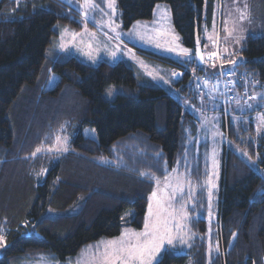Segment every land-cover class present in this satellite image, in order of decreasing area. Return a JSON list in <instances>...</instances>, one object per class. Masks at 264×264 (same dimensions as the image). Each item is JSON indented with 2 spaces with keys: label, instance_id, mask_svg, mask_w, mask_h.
Returning a JSON list of instances; mask_svg holds the SVG:
<instances>
[{
  "label": "trees",
  "instance_id": "obj_1",
  "mask_svg": "<svg viewBox=\"0 0 264 264\" xmlns=\"http://www.w3.org/2000/svg\"><path fill=\"white\" fill-rule=\"evenodd\" d=\"M161 2L170 5L182 44L196 55L197 40L203 47L205 0H117L124 27L153 18ZM64 26L80 31L85 21L61 0H0V224L7 240L0 264H16L38 252L66 259L91 241L119 235L126 220L142 229L155 187L148 176L164 178L179 162L191 169V179L201 175L195 162L187 167L193 150L186 147L184 132L193 115L182 103L144 75L140 78L127 61L93 65L58 49L50 56ZM133 48L171 67H185ZM239 57L236 68L264 84V34L248 36ZM194 66L208 71L198 59ZM51 73L58 81L43 93L41 84ZM185 75L177 86L185 85ZM113 85L120 92L110 99L107 90ZM65 98L73 101L60 107ZM63 108L72 110L66 114L70 148L28 162L27 152L15 144L17 136L27 140L31 124L37 129L47 116L64 114ZM87 128L95 135H86ZM224 129L233 146L223 156L214 232L219 249L208 257L207 219L195 217L188 253L167 249L159 264H188L192 257L194 264H264V176L239 152L258 157L264 171V132L258 135L253 125L241 131L233 120L224 122ZM198 197L196 206L202 208L204 200Z\"/></svg>",
  "mask_w": 264,
  "mask_h": 264
},
{
  "label": "rangeland",
  "instance_id": "obj_2",
  "mask_svg": "<svg viewBox=\"0 0 264 264\" xmlns=\"http://www.w3.org/2000/svg\"><path fill=\"white\" fill-rule=\"evenodd\" d=\"M61 1L83 14L84 0ZM262 1L263 0H205L203 8V21L200 30V40L204 45V52L207 54L206 56H209L210 54L212 55V53L220 52V58L214 64L208 60L206 62L205 60L204 64L206 66L204 67L205 69H208L211 66H218V63L222 60L228 64V67H233V69H228L234 70L237 73L234 79L236 97L233 102L224 104V97L219 91L217 95L216 92L210 91V86H206L204 93H202L200 92L199 85L197 89L195 86L196 84H192L190 85L187 96L184 97L186 99H182V101H180L184 110L193 115L192 121L189 122L188 127L184 132L185 135L188 136L186 147H192L193 150V159H191V151L186 149V152L190 154V156L187 155L188 158H186L187 161L190 160V163H187V167L190 166V168H192L193 162H195L198 167V173L201 175L198 179H191V169L187 171L188 168H186V166L183 167V164L180 162L178 163L179 165L174 168L177 170V174H183L191 181V197L185 194L183 201H181L180 197L177 196V198L172 202L176 208L180 207L181 202H185L187 204L188 219L186 221V231L191 238L187 240L186 244H181L177 240L174 242V247L166 246V248L159 254L157 258L158 261L167 249L174 250L176 254L188 253V250L191 249L195 238L193 229L190 226L191 220L195 217L207 219L208 236L206 248L209 255L208 257L211 255L213 256L215 252L218 251V241L217 239H214V232L216 230V221L218 220V199L222 182L223 156L226 150H228L230 146H233L228 136V130L224 129V122L228 124V122L233 120L237 127H241V131L242 129H248L251 125H253L258 135L264 132V120L260 119L261 115H264V99H261V97H264V84L254 78V76L248 74L247 72L242 73L236 68V62H238L240 58L239 52L242 49L247 37L260 36L264 34V4ZM92 2L107 12V16H102L99 11L89 10L87 21L98 26V28L101 31H105L107 35H105V33L100 34L95 31V38L93 39L89 35L92 31L87 30V34H82L73 39L71 33L81 32H77L70 29L68 26H64L65 29H61V33L56 41L55 47L53 50H50V48L48 54L53 56L51 51H56L57 49L67 54L75 52V54L80 58L84 57L86 61L95 63L93 65H96L105 59L115 62L120 59L128 58V61L130 60L140 78H144V75L151 81L161 84L172 92V88H170L171 75H174L173 70H171L172 67L164 64L158 59L137 53L134 49L129 50L127 47L135 46L148 52L168 57L171 56L170 58H175L174 60L178 62L187 61L188 63L191 59L184 57L185 55L180 52V49L188 48L182 44L181 38L176 31L170 5L165 2L158 3L154 9L153 18L149 20H138L130 28H125L122 19L120 18L117 0H115V15H113L112 11L106 7L104 0H92ZM245 3L247 4V9L244 8ZM158 5L161 9H167L168 13L167 17L162 21V34H157L156 31V29L161 28V24L156 23L158 17L160 16V12L157 8ZM237 8L241 11H247L248 19L240 22L238 20L240 13L237 12ZM109 18L115 22V25H118L115 32L111 31L106 26V22ZM144 25H147V27H144ZM61 27L62 26H60L59 29ZM65 30H67V32H65ZM117 33H119V39H116ZM229 33H231V35H229ZM62 34L63 41L61 40ZM237 39H239V42H237ZM62 42L65 44L64 49L60 48V44ZM71 42L72 44H70ZM89 42L92 44L91 50L87 47ZM114 46L117 47V50L114 49ZM68 47L69 51L67 52ZM171 49H175V51H172ZM225 49H227V51H225ZM89 51H91V56L94 57V59H91L89 55L86 54ZM222 52L225 54L224 59L221 56L223 54ZM113 53H115V56H113ZM193 57L197 60V57L194 54ZM231 61H235V63H231ZM221 65H223V63ZM190 76H192V73H190ZM237 79H239L238 83L236 82ZM198 80L200 79L198 78ZM57 81L58 75L51 73L48 80L44 84H41L43 88H41L40 91L43 93L48 92V90L52 89L56 85ZM186 82H184V84H186ZM241 83L243 85H241ZM181 86L182 84L177 87L181 88ZM118 88L119 87L116 85L111 86L107 90V97L110 99L114 98L120 92L118 91ZM244 90H247V92L244 93ZM66 91L67 90H64L62 95L66 93ZM180 92L181 91L176 93L173 91V94L180 96ZM246 94H249L252 97L256 96L257 99H252V101L247 103V100L245 99ZM62 101L65 102H60V107H63V104L69 105L68 101L72 102L73 99L70 100L69 98H65ZM237 101H239V103H237ZM248 105H251V107H248ZM61 111L64 112V114L52 113L53 115L47 116L45 122H42V126L38 125L39 128H41L39 130L38 126L36 129L35 124H31L32 127L29 128L31 132L29 133L27 140H21L19 135L17 136L15 144L20 146L22 151L27 152V158L29 159L28 162L33 161V164H36L35 162L39 161L38 159L42 156L61 153L56 150L50 152L45 150L41 153H37L35 156L32 155L38 147L43 146L45 149L53 148L55 143L54 138L56 135H60L62 139L66 137L67 148H70L72 138L70 136V131H68L70 121L68 117H66V114L72 110L69 108L68 110L63 108ZM68 121L69 124L67 125ZM226 127L229 129L230 124L226 125ZM85 132L86 135H89V133L95 135V130L93 128H87ZM246 134H248V132ZM56 147H59V145ZM239 152L246 159L252 160L253 167L260 171L264 176V171L258 165V157L253 159L246 154V152L242 150ZM213 161H215V164ZM1 164L0 157V166ZM1 170L2 168L0 167V183ZM41 172L43 176L46 173L45 170ZM170 173H172V171ZM160 180L161 186H163L164 178H161ZM209 180L216 185V187L212 188L211 191V206H209L208 200L209 185L206 184ZM188 189L189 186L185 185V193L188 192ZM154 190H156V184ZM169 192L171 193V189H169ZM200 194L201 198L204 200L202 202V208L196 206L197 201L199 200L198 196ZM125 227L135 229L137 231H141L143 229H136L132 227L127 220L123 224L122 231ZM0 233H2L1 224ZM121 233L115 237H102L91 241L85 244L77 254H74L66 259H59L53 253L38 252L27 254L16 264H77L78 259L82 260L84 264H87V260L90 256L89 250L94 251L93 246H95L98 242L119 237ZM4 240L6 247L7 240L5 235ZM210 243L211 251L209 249ZM3 248H0V253ZM191 259V262L188 264H194L193 257Z\"/></svg>",
  "mask_w": 264,
  "mask_h": 264
},
{
  "label": "snow or ice",
  "instance_id": "obj_3",
  "mask_svg": "<svg viewBox=\"0 0 264 264\" xmlns=\"http://www.w3.org/2000/svg\"><path fill=\"white\" fill-rule=\"evenodd\" d=\"M104 2L106 7L115 15V0H104ZM157 8L160 12V16L156 23L161 24V28L156 29V31L157 34H162V21L167 17L168 13L167 9H161L159 5ZM244 8L247 9L246 3ZM89 10L99 11L102 16H107V12L99 8L92 0H84L83 14L85 20H87ZM237 12L240 13L238 17L240 22L248 19L247 11H241L237 8ZM106 26L113 32H115L116 27H118L111 18L106 22ZM144 27H147V25H144ZM65 32H67V30H65ZM85 34H87V29H85ZM80 35L79 33H71L73 39ZM89 35L93 39L95 38V33ZM105 35H107V33H105ZM229 35H231V33H229ZM116 39H119V33L116 34ZM61 40L63 41V34ZM237 42H239V39H237ZM87 47L89 50L92 49L91 42L87 44ZM60 48H65L63 42L60 44ZM171 50L175 51V49ZM225 51H227V49H225ZM180 52L183 55H189L188 49H180ZM86 54L89 55L91 59H94V57L91 56V51ZM113 56H115V53H113ZM201 59H203L202 56ZM231 63H235V61H231ZM174 75L179 74L174 73ZM250 99L255 100L257 97L253 96L250 97ZM261 99H264V97H261ZM237 103H239V101H237ZM248 107H251V105H248ZM260 119L264 120V115H261ZM54 139L55 143L53 148L45 149L43 146L38 147L32 155L35 156L37 153H41L45 150L49 152L53 150L60 152L68 151L66 137L62 139L60 135H56ZM57 145H59V147H56ZM213 163L215 164V161H213ZM141 175L147 174L141 173ZM148 178L155 181L156 190L151 193V197L149 198L150 202L148 204L147 216L144 219L143 229L137 231L125 227L119 237L98 242L93 246L94 251L89 250L90 256L87 260V264H159L157 258L166 246L174 247V242L177 240L181 244H186L187 240L191 238L186 231V221L188 219L187 204L181 202L180 207L176 208L172 203L177 196L180 197L181 201H183L185 194L191 197V181L188 180L185 175L177 174L176 169H173L172 173L164 177L163 186H161V180L158 177L148 176ZM206 184L209 185L208 200L209 206H211V191L216 185L213 184L211 180L207 181ZM185 185L189 186L187 193H185ZM169 189H171V193ZM3 247H5L4 235L0 233V248ZM209 249L211 251V243L209 244ZM77 264H84V262L78 259Z\"/></svg>",
  "mask_w": 264,
  "mask_h": 264
},
{
  "label": "crops",
  "instance_id": "obj_4",
  "mask_svg": "<svg viewBox=\"0 0 264 264\" xmlns=\"http://www.w3.org/2000/svg\"><path fill=\"white\" fill-rule=\"evenodd\" d=\"M83 20L85 21V26L83 27V29H81L80 31H77V32H81V33H79V34H85L84 32H85V29H87V30H90V31H92V33H94L95 31L97 32V33H100V34H104V33H106L105 31H101L99 28H98V26H96L95 25V27H96V29H93V28H90V26L89 25H94V24H92V23H90L89 21H87V20H85V17L83 16ZM63 29H65V27L63 28ZM90 31H88V32H90ZM70 44H72V42L70 43ZM128 48H129V50H133L134 48H133V46H127ZM221 47V46H220ZM220 47H219V49H220ZM114 49L115 50H117V47L116 46H114ZM189 50V55H185L184 57H186V58H190L191 60L190 61H188V63H187V61H182L181 63H182V65H184L185 67L184 68H180V67H173L172 66V68H171V70H173V74L174 73H176V74H179V75H171V82H170V88H172V92L169 90V89H167L166 87H164V86H162L161 84H158V83H156V84H158L159 86H161V87H163V88H165L168 92H170V93H172L173 94V91L174 92H176V93H178L179 91H181L180 92V96H177V95H174L179 101H182V99L184 100V99H186V98H184V97H186L187 96V93H188V90H189V88H190V85H192V84H196L195 86H196V88L198 89V78H203V77H205V76H208V77H214L215 75H217L218 73H220V71H221V68L222 69H228V68H230V69H233V67H228V64L226 63V62H224V60H222L221 62H219L218 63V66H211V67H209L208 68V71L207 72H205V71H203V72H199V71H197L196 70V68H195V66H194V63H195V58L193 57V54H194V52L191 50V49H188ZM221 50V49H220ZM69 51V47H68V50H67V52ZM203 51H204V45H203ZM210 52V51H209ZM223 53V52H222ZM70 54H74V55H76L75 54V52H70ZM204 54H205V52H204ZM224 54V53H223ZM195 55V54H194ZM207 54H205V60H206V62H207V58H208V56H206ZM225 55V54H224ZM77 56V55H76ZM196 56V55H195ZM79 57V56H78ZM171 57V56H170ZM183 57V56H182ZM84 61H86L85 59H84V57L82 58ZM173 59H175V58H173ZM224 59V58H223ZM106 60H108V59H106ZM122 60H124V61H127V62H129V63H131L130 62V60L128 61V58H125V59H120L119 61H122ZM90 61V60H89ZM110 61V60H109ZM86 62H88V61H86ZM97 62V61H96ZM111 62H113V61H111ZM115 62H118V60L117 61H115ZM88 63H90V64H95V63H92V62H88ZM223 63V65H221ZM190 73H192V76H190ZM185 74H187L188 75V77H187V82H186V84L185 85H183V86H181V88L180 87H177L176 85H175V83H176V81H180V80H183V78H185ZM143 75V74H142ZM146 77V76H145ZM147 79H148V77H146ZM237 83L239 82V79H237V81H236ZM188 84V85H187ZM210 91H213V92H216L217 93V95H218V91H219V89H218V87H214V86H212V87H210ZM210 93V92H209ZM200 98V97H199Z\"/></svg>",
  "mask_w": 264,
  "mask_h": 264
},
{
  "label": "built area",
  "instance_id": "obj_5",
  "mask_svg": "<svg viewBox=\"0 0 264 264\" xmlns=\"http://www.w3.org/2000/svg\"><path fill=\"white\" fill-rule=\"evenodd\" d=\"M219 55L220 52H216V53H212V55L210 54L207 58V60L211 63H215L219 60ZM224 58V54L221 55ZM237 73L234 70H230V69H222L220 73H218L217 75L213 77H208L205 76L203 78H199L200 80H198V85L200 87V92L204 93L206 86H214V87H218L219 92L221 93V95L224 97V104L233 102L236 95H235V77H236ZM206 84H204V83ZM244 93L247 92V90L243 91ZM247 103H249L250 101H252V99H250V97H252L249 94H246L245 96Z\"/></svg>",
  "mask_w": 264,
  "mask_h": 264
},
{
  "label": "water",
  "instance_id": "obj_6",
  "mask_svg": "<svg viewBox=\"0 0 264 264\" xmlns=\"http://www.w3.org/2000/svg\"><path fill=\"white\" fill-rule=\"evenodd\" d=\"M201 56L203 57V59H201ZM196 57H197L198 63L200 65H203L205 63V54H204V51H203V47L200 45L199 40H197Z\"/></svg>",
  "mask_w": 264,
  "mask_h": 264
}]
</instances>
